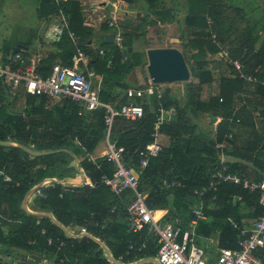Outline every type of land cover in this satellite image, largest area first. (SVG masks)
<instances>
[{
  "label": "trees",
  "instance_id": "16d2710c",
  "mask_svg": "<svg viewBox=\"0 0 264 264\" xmlns=\"http://www.w3.org/2000/svg\"><path fill=\"white\" fill-rule=\"evenodd\" d=\"M26 1L36 5L39 19L46 18L61 8L69 19L70 28L80 35L86 48V41L91 38V30L83 25L82 9L78 0ZM123 1L134 4L140 0ZM142 1L148 5L147 16H152L150 20L147 17L143 18L141 21L143 26L176 19V15L171 12L172 9L166 6L165 0ZM184 1L186 33L191 37L186 48L196 49L195 54L191 55L193 61L190 66L197 83L190 84L186 90L183 105L168 90L162 91L160 98L154 94L151 97L128 100L124 92L122 94L121 89L128 87L124 81L128 73L136 66L146 64L144 51H133L132 43L137 37V33L133 31L123 29L127 57L124 62H121L122 53L115 44L103 55H98V61L89 62V64L95 63L98 74L102 76L103 87L99 91L102 101L117 102L118 105L132 102L143 107V115L138 119L115 117L110 131V140L124 148V159L133 169L138 170L135 151L152 140L155 109L159 105L176 107V115L160 126L161 133L167 136L170 142L150 160L138 179L140 184L138 189L147 192L145 204L150 208L168 206L167 217L178 214L185 200L200 202L194 190L209 184L211 173L220 165L218 155L221 152L240 157L264 173V158L261 156L264 153V135L254 131L253 139L242 151L234 152L216 147L217 142L226 140L225 136L231 125V95L243 89L245 82L237 78L221 77L215 96L203 99L200 92L203 85H209L213 81L212 71L206 66V57L209 52L219 51L209 38L206 16H211L217 24L224 7L230 6V2L229 0ZM260 1L264 5V0ZM212 28L214 30V27ZM220 40L223 43V40ZM255 41V36L243 41L241 50L246 47L247 51L243 52L245 56L250 57L248 59L254 57L257 60L256 66L262 69L259 49H256L255 53L252 52V49L256 48ZM52 46L62 64L72 63L74 49L65 32ZM129 47L130 52H128ZM12 50L16 52L20 48L16 45L2 54ZM56 57L45 56L40 59L37 72L43 76L47 75L51 65L56 62L53 61ZM255 75L259 76V74ZM263 84L258 83L257 87L262 99L261 114H264ZM19 93L20 97H23V104L14 106L11 102L19 96ZM21 93L12 95L0 79V141L8 142V145H0V169L11 178L10 182H3L0 178V206L6 204L8 208L10 207L9 218L13 219L9 225L6 220L0 219V256L6 254L10 258H16L15 250H25L35 256L51 252L55 255V264L62 256H66L69 262L77 257L80 264H116L108 260L98 241L105 246L114 247L113 255L117 258L119 253L122 252L120 254L122 255L127 250L129 242H133L135 246L143 243L148 229L147 226L138 231L128 228L130 223L126 206L130 202L131 194L128 197L130 192L124 191L120 195H115L102 182V176L112 174L114 170L112 163L106 161L105 157L97 156L94 161L87 158L88 155H93L105 136L104 111L97 109L78 115V105L69 99L52 103L45 95ZM192 99H194L193 103ZM199 113L209 114L214 119L217 116L222 117L217 124L214 139H210L200 129L195 118L200 115ZM24 147L34 151H49V153L36 156L26 151ZM73 156L79 159L80 167L91 185L83 183L79 186H64L57 182H49L38 188L39 193L24 210L20 206L21 202L15 199V195L24 194L45 178H63L66 172H76L70 164ZM224 164L229 171L238 175L244 174L251 180H261L264 176L237 162H224ZM57 169L60 174L56 175ZM163 178L175 179L180 185L169 189L160 188L158 184ZM215 188L208 192L202 201L203 212L210 220L209 224L203 225L207 229L212 226L220 229L217 237L219 247L235 249L238 247L240 237L239 229L233 227L232 222L243 227L242 207L247 210L249 218H256L262 214L263 208L258 203L259 191H250L241 183L235 184L230 181H222ZM120 211L126 221L122 222L117 217ZM42 212L44 214H41ZM188 212L191 218V210ZM156 213L157 216L160 215V211ZM4 223L8 225L6 232L1 230V225ZM82 225L87 228V236L75 237L70 234V231ZM41 230H44V233H41ZM48 237L54 239L53 245H47ZM59 240L65 241V244L58 249L56 246ZM158 246L159 244L150 254L152 257L157 253ZM0 264L5 262L0 259Z\"/></svg>",
  "mask_w": 264,
  "mask_h": 264
},
{
  "label": "built area",
  "instance_id": "2783aa9c",
  "mask_svg": "<svg viewBox=\"0 0 264 264\" xmlns=\"http://www.w3.org/2000/svg\"><path fill=\"white\" fill-rule=\"evenodd\" d=\"M59 0H55L58 2ZM67 1V0H62ZM94 12H98V6L93 8ZM103 14V12L101 13ZM54 31L51 36L52 41H58L65 32L70 40L74 52L70 65H64L60 61H56L51 65L50 71L43 76L37 72V64L41 55L31 57L26 50L20 49L14 52L9 51L0 56V79L2 83L9 89L12 95L17 92L31 95H45L51 102H59L63 99H69L78 105V115L87 111L102 109L104 111V123L106 131L104 138L99 145L103 148L101 157H105L106 161L111 162L114 170L110 176H102V182L109 187V190L115 195H120L124 191H131L133 197L126 206L130 228L141 230L148 225L158 239V249L156 259L160 264H207L205 259V251L199 245L197 236L198 222L205 218L203 212L202 201L208 192L215 190L216 185L222 181H230L235 184L241 183L244 188L250 191H259L258 203L263 208L262 214L253 218L250 227H239L237 223L232 222L233 227L239 229L238 247L220 248L215 264H264V176L261 180H251L246 175H238L228 170L224 164V160L220 159V165L211 173V179L207 186L194 190V194L200 199L197 205L191 206V218L187 224V228L183 230L180 226V220L177 218L168 219L161 223L162 215L156 217V210L145 204L144 194L138 189L139 176L148 166L150 160L156 157L162 150L163 145L160 142V126L168 121L172 116L176 115L177 109L171 105L165 107L159 105L154 111V125L151 133L152 140L143 148L135 151L138 170L133 169L124 159V148L117 146L115 141L110 140V131L115 117H122L128 120H134L142 117L143 107L136 103H125L118 105L117 102H104L99 96V84L95 87L92 79L95 72L88 67L91 61V55L86 51L82 38L69 26L67 16L61 8L55 11ZM104 18V16H103ZM115 16H111L106 20V24L110 28L113 35V43L122 53L121 62L127 57L125 55L126 46L124 45L123 28H121ZM209 38L219 48V51L209 54L206 58V66L212 71L213 62L221 60L225 63L224 75L237 77L247 82L264 83L256 75L248 73L244 70L242 62L237 58H231L227 48L224 47L215 31L211 30L214 20L211 16H206ZM247 51L246 47L243 52ZM256 52V48L252 49ZM104 50L99 49L98 55H103ZM161 97L162 91L157 87L149 77L141 87H130L124 90V95L128 100L143 98L145 96ZM222 101V98H220ZM239 123V119H235ZM226 140L218 146L227 147L233 139V131L226 135ZM89 160L94 161L93 155H88ZM0 178L3 182H10L11 178L0 169ZM90 184V183H89ZM18 185V183H16ZM91 185V184H90ZM180 182L175 179H162L158 186L160 188L169 189L179 186ZM39 193L38 188L35 189ZM238 199H240L238 197ZM44 233V230H41ZM75 233V232H74ZM87 228L85 225L79 226V231L72 236H87ZM55 243L52 237L47 238V245ZM210 243H214L211 239ZM65 241L59 240L57 248L64 246ZM144 243L135 246L133 243L128 245L126 252L119 257L123 260L131 250L141 251ZM57 264H80L79 258L75 257L69 262L66 256L58 259Z\"/></svg>",
  "mask_w": 264,
  "mask_h": 264
},
{
  "label": "crops",
  "instance_id": "0c3cea01",
  "mask_svg": "<svg viewBox=\"0 0 264 264\" xmlns=\"http://www.w3.org/2000/svg\"><path fill=\"white\" fill-rule=\"evenodd\" d=\"M1 1H6V0H1ZM78 2L82 9L81 13H82L83 25L88 27L91 30V38L90 40L86 41L87 43H86V48H85L86 51L91 55L92 57L91 60L98 61V50L99 49H103L104 52H107L109 50V48L106 49L104 46L98 45V44L101 41L104 42L105 36L110 33V30H109L110 28H108V25L106 24L105 21L110 19L111 16L116 17L117 19L116 21L119 22L121 28L127 29L128 31H133L134 33H137L138 35L142 33L141 30H139L140 26H142L141 21L143 20L144 17H146L148 13V5L142 0L134 4H129L123 0H78ZM172 2L173 0H165L166 6H168L169 9H172L171 12L176 15V19L173 21L174 23H179L181 25L180 28H182V30H185V32H187L186 25H185V11H186L185 1L182 0L181 4L183 7L181 6V4L179 6L175 5L172 7ZM229 2H230V6L224 7V11H222L221 13V16H222L221 18L224 23L223 30L218 21H217V24L216 22L213 23L212 27H214V30L212 27H211V30L216 31V33H218L219 39L223 40L224 47L228 49L231 58L239 59L242 62L244 70L246 72L254 74V75L259 74L258 77L260 78L261 81L264 82V72H263L264 70V5H262L260 0H229ZM96 6H98V12L93 11V8ZM102 12L103 14H101ZM140 12L141 13L143 12V14H140ZM35 14H36V18L38 19L37 25L39 26V22H40V23H43L42 26H47V30L45 31V33L46 32L49 33L52 30L54 31L53 28H54L55 22H53L52 19H55V16H54L55 12L46 16V18L50 19V21L46 20V18H42L43 21L42 19H39L37 17L36 9H35ZM44 20H46V22H44ZM173 21L164 22L162 25L160 24L159 26L162 27L161 31H167V34L168 32L170 33L171 28L173 27V24H174ZM136 29L139 30V33L136 31ZM40 30L41 28H36L33 31V34H31L29 39L26 38L24 41H21L20 43L17 42L18 43L17 46L20 49L26 50V52H28L30 55H37L36 51L33 49H35L38 46L37 40L39 39L40 34H42ZM208 32H209V29H208ZM167 34L163 37V40H164L163 45L149 46V47L150 48L152 47H174L182 52V49L184 47V45L182 44L183 39L179 37H175L173 38L174 43L169 44L167 41L172 39V37L171 35L167 36ZM253 36H255V40H256L254 46L256 47V49H259V61H260L261 66H263L262 69H260V66L258 65L256 66L257 60L254 57H251V59H248L250 57L245 56V54L241 50V47H242L241 44L243 43V41H247L249 40L250 37H253ZM54 42L56 41H51V44H53ZM13 47H15V45L8 46L7 44H3L1 47V50L2 52H4L5 50L12 49ZM147 49L148 48L143 50L145 53L146 64H147V59H146ZM40 54L42 55V53H39V55ZM56 54L57 52L55 50H50L49 52L45 53V56L53 58L57 56ZM209 54H213V53L209 52L208 55ZM53 61H60V59L56 57ZM146 64L144 65L145 70H146ZM225 66H226L225 63L223 62V67L221 68V70H219L220 68H217L216 75H214L212 71V77H213L212 83H210L209 85H203L201 87L200 92H202L203 90L202 88H204V86L206 88L205 97H202L203 99L216 95L219 89L218 87L219 79L221 77L231 78V79L237 78V77H233L231 73H230V76L228 75L225 76L224 75V73H226ZM88 67L95 72V77L92 79V84L95 87H98V84H99V88L102 87V76L98 74V68H96L95 63L88 64ZM136 67H139V66H136ZM146 73L147 72H145V74ZM261 73L262 75L260 76ZM124 81L128 84L127 88H130V87H136V86L141 87L143 86L146 80L142 79L141 81L140 80L136 81L127 76L124 79ZM244 82L245 83H244L243 89L236 91L231 95V98H232V113L230 117L231 125L229 127V131L227 132V134L230 131H233V139L230 141L229 145L224 148L218 146L221 142H217L216 147L220 148L221 150L228 149L234 152L242 151L244 147L250 144L251 140L253 139L254 131L260 133L261 135H264V114H261L262 99H261L260 94L257 92L258 83L247 82V81H244ZM194 83H197V78ZM121 90L123 94L125 89H121ZM170 93L172 94L171 91ZM172 96L174 97L173 94ZM199 114L202 115L204 113H199ZM204 115L210 117V122L212 123V126H213L211 132L207 133L204 129H202L203 126L199 124L200 122L197 121V123L199 122L198 123L199 127L205 135H208L210 139H214V133H215L217 124L222 120V117L217 116L214 119L209 114H204ZM235 119H239V123H236ZM197 120H198V117H197ZM162 139L167 140V143L165 145H167L170 142L169 138L161 133V136H160L161 143H162ZM162 145L163 147L165 146L163 143ZM102 149L103 148L100 145H98V154L93 153V156L101 157L100 155H101ZM219 154L223 155L225 153L221 152ZM262 154L263 155L261 156L262 158H264V153ZM58 173H59V169L55 170V174L57 175ZM76 173L66 172L64 174L63 179H66L67 181L71 183L81 181L79 174H76ZM83 183H88V184L90 183L89 179L86 178L85 173H84V180L82 184ZM139 188H140V184H139ZM139 190L144 194V201H145L147 192H145L142 189H139ZM129 192L130 193L128 194V197L130 196L132 197L133 193L131 191ZM36 194H37L36 190H34L32 187L31 190L26 191L24 194L17 193L15 195V199L19 200L21 202L20 206L24 210H26L28 208L27 206L31 203V200L35 197ZM131 197L129 198L130 200L132 199ZM197 204H198L197 202L193 203L190 200H185L182 204L180 212L178 214H171L170 215L171 217H167V215L169 214L168 206L163 207V208H154V207L152 208H154L156 211H160V215L165 213L163 214L164 216L161 217V221L164 220L165 222L168 219L177 218L180 220L181 228L185 230L190 220V213L188 211L191 210V206L197 205ZM202 207H203V203H202ZM242 213H243L242 214L243 216H242L241 222H242L243 227H250L253 218L248 217L247 210L245 209V207H242ZM41 214H44V213L42 212ZM9 215H10V207L8 208L6 204H2L0 206V219L2 221L6 220L8 222V225H9V222L10 221L12 222L13 220L9 218ZM117 215H118L117 217H119L122 220V222L127 220L126 218L122 217L123 214L121 211ZM202 220L204 221L198 222L196 239L199 245L205 251V259L207 261V264H215L217 255L219 253V249L222 248L218 246V240H217L220 229L215 226L214 227L212 226L210 229L204 228L203 224L210 223V220L208 219L206 214H205V218ZM8 225L5 223L2 224L1 230L6 232ZM145 226H147L148 231L144 237L143 243L145 244L144 245L145 248L143 251L138 252V251L131 250L129 251V254L123 258V260H119V257L121 256L120 254L122 252L118 254L117 258H115L113 255L115 251L114 247L105 246L100 241H98L103 247L106 257L108 258V255H110V257H112L117 262L116 264H157L156 254L154 253L155 255L153 257L150 254L153 251H155L156 245L158 244L157 243L158 239L155 236L154 232L150 229V227L148 225H145ZM128 228L130 229V224ZM132 230L138 231L134 229ZM70 234L72 235L75 233L73 231H70ZM89 236L95 239L92 235L89 234ZM211 239L214 241L213 244L210 243ZM129 243L132 244L133 242H129ZM215 249H217V253H215V255L212 256V253L215 251ZM15 252L17 254L16 258H12V257L10 258L8 257V255L2 254L0 256V259H2V261L5 262V264H55V255L51 254V252H44L40 256L38 255L35 256V254L29 253L25 250L24 251L15 250ZM7 258L11 260H6Z\"/></svg>",
  "mask_w": 264,
  "mask_h": 264
},
{
  "label": "rangeland",
  "instance_id": "374dc122",
  "mask_svg": "<svg viewBox=\"0 0 264 264\" xmlns=\"http://www.w3.org/2000/svg\"><path fill=\"white\" fill-rule=\"evenodd\" d=\"M181 3H182V0H179V1L173 0L172 7L175 5L179 6ZM35 9H36L35 4L33 2H27L26 0H6V1L0 0V56L2 55L1 47L3 44H7L8 46L10 45L16 46L18 43H20L21 41H24L26 38L29 39L31 34H33V31L36 28H41L40 31L42 34H40L39 39L37 40L38 46L33 50H35L38 55L39 53H42V55L40 54L42 58L45 57L44 56L45 53L49 52L50 50H54L51 44V41H52L51 36L53 35L52 33L53 30L49 33L47 32L45 33V31L47 30V26H42L43 23H40V22H39V26L37 25L38 19L36 18ZM140 14H143V12L142 13L140 12ZM146 17L148 20L152 19V16L146 15ZM221 17L218 18V22L221 25L222 30H223L224 23ZM46 20L50 21V19H47V18ZM46 20H44V22H46ZM52 21L55 22V19H52ZM160 24L162 25L163 23H160ZM160 24L158 23L155 25H144V26L142 24V26H140L139 30H141L142 33L139 35L137 34L136 39H134L135 41L133 40V43H132V48L134 52L143 51L146 48H150L149 46H158V45L164 44L163 37L167 34V31H161L162 27L159 26ZM180 26L181 25L179 23L173 24V27L171 28V32L170 33L168 32L167 34V36L171 35L172 39L168 40L167 42L169 44H173L174 43L173 38L175 37L184 39L182 41V44L184 45L182 49V54L189 68L190 77L186 81L157 84V87L160 91H163V92L165 90H168L169 92L171 91L174 97L178 99L181 105H183L186 99V90L189 88L190 84H195L194 82L196 81L194 74L191 73V66H190L193 61L191 58V55L195 54L196 49L193 48L192 50H189V51L187 50L186 47L188 45V40H190L191 37L189 34L185 32V30H182ZM139 30L136 29L138 33H139ZM107 44L101 41L98 45H102L106 49L108 48L110 49V47H113L114 45L113 42L107 43ZM31 57L33 58L35 56L32 55ZM142 58L144 59L143 56ZM222 67H223V61L215 60L212 66V71L214 75H216L217 68H220L219 70H221ZM145 72H146L145 66H139V67L132 69L128 73L127 76L136 81H139V80L141 81L142 79L147 80L148 76H147V73L145 74ZM100 89L102 88L100 87ZM202 89L203 90L201 92V96L205 97V93H206L205 86ZM23 101H24L23 97H20V93H19V96L15 98L14 100H12L11 103L14 106H18V105L21 106L23 104ZM191 101L193 103L194 99H192ZM136 102H139V101H136ZM52 103H56V101ZM197 117H198V120H197ZM197 117H196V120L200 122L198 123L201 126H203L202 129H204L207 133H210L213 128L212 123L210 122V117L204 114L199 115ZM162 143L165 145L167 143V140L162 139ZM94 154H98V147L94 151ZM163 222L164 220L161 221V223ZM78 231H79V227H76L73 230V232L75 233H77ZM215 253H217V249H215V251L212 253V256H214ZM6 260H11V259L7 258Z\"/></svg>",
  "mask_w": 264,
  "mask_h": 264
},
{
  "label": "water",
  "instance_id": "95a60500",
  "mask_svg": "<svg viewBox=\"0 0 264 264\" xmlns=\"http://www.w3.org/2000/svg\"><path fill=\"white\" fill-rule=\"evenodd\" d=\"M104 42L112 43L113 42V35L111 33L105 36ZM131 51L129 47L128 52ZM146 72L148 77L157 84L161 83H168V82H178V81H186L190 77V71L186 64L185 58L180 50L174 47H152L146 50ZM132 65V64H131ZM0 145H8L7 141H0ZM26 151H28L32 155H44L49 153V151H34L30 148L24 147ZM225 162H237L245 167L250 169L256 170L257 172L264 175L263 172L260 171L258 167L253 165L250 162L245 161L244 159L226 155V154H219ZM71 166L75 168V171L79 174L81 181L71 183L63 178L57 177H49L45 178L38 184H36L33 189H37L49 182H57L63 185H73L78 186L81 185L84 180V173L82 168L80 167L79 159L73 156L71 161ZM106 250V249H105ZM107 251V250H106ZM108 259L112 262L117 263L110 255H108ZM157 264H160L156 261Z\"/></svg>",
  "mask_w": 264,
  "mask_h": 264
},
{
  "label": "bare ground",
  "instance_id": "6f19581e",
  "mask_svg": "<svg viewBox=\"0 0 264 264\" xmlns=\"http://www.w3.org/2000/svg\"><path fill=\"white\" fill-rule=\"evenodd\" d=\"M157 212V211H156ZM155 216L157 217V213H155Z\"/></svg>",
  "mask_w": 264,
  "mask_h": 264
}]
</instances>
